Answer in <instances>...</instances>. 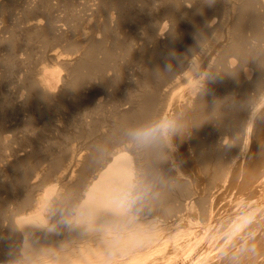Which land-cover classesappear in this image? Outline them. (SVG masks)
<instances>
[{"label":"bare ground","instance_id":"bare-ground-1","mask_svg":"<svg viewBox=\"0 0 264 264\" xmlns=\"http://www.w3.org/2000/svg\"><path fill=\"white\" fill-rule=\"evenodd\" d=\"M1 17L0 261L264 264V0H0ZM162 117L191 127L161 163L125 131Z\"/></svg>","mask_w":264,"mask_h":264},{"label":"clouds","instance_id":"clouds-1","mask_svg":"<svg viewBox=\"0 0 264 264\" xmlns=\"http://www.w3.org/2000/svg\"><path fill=\"white\" fill-rule=\"evenodd\" d=\"M202 3L212 6L216 0H202ZM190 127L191 124L189 123H182L170 117H162L153 123L128 128L125 131V136L133 147L154 153L157 161L162 163L169 160L170 154L175 151L174 139L186 136ZM161 183H163L162 178ZM150 187L155 188L156 185L153 184ZM64 223L67 226L74 225L71 218L65 219Z\"/></svg>","mask_w":264,"mask_h":264},{"label":"rangeland","instance_id":"rangeland-1","mask_svg":"<svg viewBox=\"0 0 264 264\" xmlns=\"http://www.w3.org/2000/svg\"><path fill=\"white\" fill-rule=\"evenodd\" d=\"M2 17H1V19H0V25L1 24H3L2 23ZM1 51V50H0ZM13 86H15V85H13ZM66 117H68L67 115H65ZM248 199H250V196L248 195V194H241V195H238L237 197H233L232 198V200H234V203H239V204H241V205H243V206H245V205H247V203H248ZM227 210H224V214H226L225 215V218H227L228 216H230V215H227L228 213H233L232 211H229V212H226ZM247 210H245V209H241L240 210V212L239 213H241L242 215H244V213L246 212ZM153 221V222H152ZM249 221H250V218H247L245 221H243V223H242V228H244V227H246L247 225H248V223H249ZM149 222L150 223H152V224H156V225H158L159 226V222L157 221V219H150L149 220ZM229 230V227L228 226H224L222 229H221V231H220V233H219V235H221V234H226L227 233V231ZM200 251H202V249L200 250ZM259 262H260V260L258 261V263L257 264H259ZM0 264H10V263H8V262H4V261H0ZM174 264H190V259L189 260H183L182 258H181V254H179V258L178 259H176L175 260V262H174Z\"/></svg>","mask_w":264,"mask_h":264}]
</instances>
